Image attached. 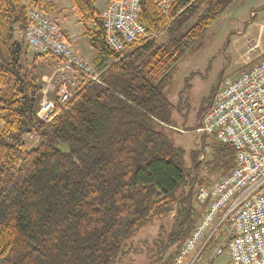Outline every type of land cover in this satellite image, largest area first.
I'll return each mask as SVG.
<instances>
[{
	"label": "trees",
	"instance_id": "obj_1",
	"mask_svg": "<svg viewBox=\"0 0 264 264\" xmlns=\"http://www.w3.org/2000/svg\"><path fill=\"white\" fill-rule=\"evenodd\" d=\"M70 1L85 23L96 66L104 69L102 83L79 74L84 83L74 98L45 122L36 114L40 63L53 55L31 54L24 32L29 7L50 13L53 4L0 0V264H117L142 251L134 245L123 251L125 241L171 214L172 230L161 242L178 245L177 255L201 215L198 188L211 185L213 174L218 180L229 175L236 157L232 145L215 140L207 159L191 154L189 169L184 150L169 139L176 126L165 90L172 66L228 3L173 0L166 16L154 0H141V20L165 39L121 56L105 43L95 0ZM219 84L200 108L195 129ZM30 134L39 140L32 149L25 141Z\"/></svg>",
	"mask_w": 264,
	"mask_h": 264
},
{
	"label": "built area",
	"instance_id": "obj_2",
	"mask_svg": "<svg viewBox=\"0 0 264 264\" xmlns=\"http://www.w3.org/2000/svg\"><path fill=\"white\" fill-rule=\"evenodd\" d=\"M167 14L166 0H154ZM141 0H112L101 12L100 22L108 48L121 56L131 47L143 46L148 31L140 18ZM254 15V13L252 14ZM24 40L39 54H52L56 63L45 76L37 117L51 121L74 98L82 82L102 83L100 72L74 48L65 31L38 7H29ZM249 54L258 51L252 39ZM133 50V49H131ZM51 91L54 98L49 97ZM196 132L233 146L236 166L229 175L198 188L196 200L204 210L190 236L184 241L175 263L196 250L192 264L205 259L210 264L225 250L230 264H264V56L243 72L226 76L219 84L208 111ZM202 152V159L209 153Z\"/></svg>",
	"mask_w": 264,
	"mask_h": 264
},
{
	"label": "rangeland",
	"instance_id": "obj_3",
	"mask_svg": "<svg viewBox=\"0 0 264 264\" xmlns=\"http://www.w3.org/2000/svg\"><path fill=\"white\" fill-rule=\"evenodd\" d=\"M105 1L95 0V6L98 10L103 8ZM166 1L170 10L173 0ZM226 1L228 4L224 12L197 40L188 44L182 57L172 66L165 90L166 96L173 105L172 121L176 126L172 127L169 139L176 147L184 150L185 163L189 169H193L191 154L200 152L199 160H202V150L205 148H203V144H206L210 149L207 154L210 157L211 146L215 143L214 137L203 136L195 130L198 123V112L202 106L208 105L212 88L217 86L224 77L243 72L254 61L264 56V0ZM47 2L52 3L53 6L50 13H45L62 29L64 26L65 28L71 27L69 34H71L72 42L76 40L78 46L85 53L89 54L92 51L94 54V50L90 47L89 40L85 36V23L78 21L71 1L47 0ZM159 10L166 16L169 13L165 14L160 7ZM253 13L254 15H252ZM187 29L188 27L183 30V33ZM154 34L158 35L155 39L162 41L165 39L162 33ZM22 35V33L17 32L16 37L21 39L23 38ZM151 38L152 36L146 38V41ZM249 39L258 45V51L254 54L248 52L247 40ZM130 49H134V47ZM31 51V54L36 53ZM111 63L112 60L109 61V64ZM93 68L97 73H102L104 70L98 68L96 63ZM40 71L43 76L49 72L48 68L42 69V66H40ZM43 84L44 82H42ZM54 95V91L49 93L50 98H54ZM40 101L41 98L39 103ZM1 129H3V121L0 120ZM25 141L28 149L36 147L39 143L38 137L33 134L26 136ZM218 177L219 174H213L209 180L214 183ZM195 205L202 215L204 208L197 202ZM173 215L152 219L133 238L125 241L122 247L123 251L128 250L133 245L142 251L121 257L117 264H176L175 257L174 262L170 263V256L176 255L178 245H170L166 248L165 244L161 242L163 240L166 243L168 240V235L172 230ZM156 241L157 244H155ZM196 251L186 256L181 264H192ZM205 259L202 258L194 264H206ZM211 264H230L229 252L225 250Z\"/></svg>",
	"mask_w": 264,
	"mask_h": 264
},
{
	"label": "crops",
	"instance_id": "obj_4",
	"mask_svg": "<svg viewBox=\"0 0 264 264\" xmlns=\"http://www.w3.org/2000/svg\"><path fill=\"white\" fill-rule=\"evenodd\" d=\"M112 0H106L105 1V3H104V5H103V8L102 9H100L99 11L100 12H102L108 5H109V3L111 2ZM97 8V7H96ZM78 25H81V24H79L78 23ZM69 28H71V27H69ZM69 28H65V26H64V31H65V33H66V35H67V37H68V39L69 40H71V34H69ZM248 41V40H247ZM71 42H72V40H71ZM89 43V42H88ZM72 44H73V46H74V48H75V50L85 59V60H87L88 62H90L93 66H94V64H95V62H96V58H97V55H96V52L95 51H93L94 52V54L92 53V51H91V53H89V54H87V53H85L84 52V50H82L79 46H78V43L76 42V40H73V42H72ZM131 50V49H130ZM129 49H128V51H130ZM256 61H258V60H256ZM256 61H254V62H256ZM253 62V63H254ZM56 63V58L54 57V56H47V57H45L44 58V60L40 63V66H42V69L43 68H48V70H49V72L48 73H46V74H44V76L43 77H45L46 75H48V74H50L51 72H52V70H53V67H54V64ZM252 63V64H253ZM251 64V65H252ZM250 65V66H251ZM249 66V67H250ZM211 264V263H210Z\"/></svg>",
	"mask_w": 264,
	"mask_h": 264
}]
</instances>
